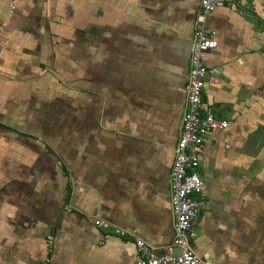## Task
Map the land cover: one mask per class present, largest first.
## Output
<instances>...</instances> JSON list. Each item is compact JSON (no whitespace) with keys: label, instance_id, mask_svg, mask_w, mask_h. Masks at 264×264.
<instances>
[{"label":"crops","instance_id":"1","mask_svg":"<svg viewBox=\"0 0 264 264\" xmlns=\"http://www.w3.org/2000/svg\"><path fill=\"white\" fill-rule=\"evenodd\" d=\"M247 2L205 21L217 45L203 106L229 126L202 144L189 243L215 264H264V0ZM198 9L0 0V264H135L136 239L156 254L171 243L168 178Z\"/></svg>","mask_w":264,"mask_h":264},{"label":"built area","instance_id":"2","mask_svg":"<svg viewBox=\"0 0 264 264\" xmlns=\"http://www.w3.org/2000/svg\"><path fill=\"white\" fill-rule=\"evenodd\" d=\"M248 0H199V9L194 20L193 39L189 52V69L185 84V104L180 118L179 137L174 147V160L169 173L168 188L170 211L173 218L172 241L160 253H155L145 241L135 240L137 260L135 264H215L196 253L189 243L194 234V221L205 194L199 172L200 151L208 136L224 130L229 121L219 118L203 106V89L209 74L205 58L214 49L215 32L205 24L207 14L216 6L230 3L249 11ZM93 224L104 227L107 222L99 213H94ZM115 233L124 231L115 228ZM49 244L52 236H47ZM31 264H45L34 261Z\"/></svg>","mask_w":264,"mask_h":264},{"label":"rangeland","instance_id":"3","mask_svg":"<svg viewBox=\"0 0 264 264\" xmlns=\"http://www.w3.org/2000/svg\"><path fill=\"white\" fill-rule=\"evenodd\" d=\"M195 240H198V239H195ZM198 252H200V251H198Z\"/></svg>","mask_w":264,"mask_h":264}]
</instances>
